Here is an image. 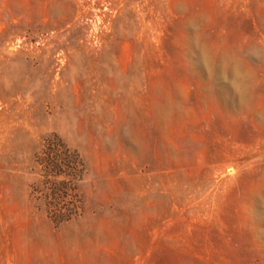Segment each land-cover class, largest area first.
<instances>
[{"label": "rangeland", "instance_id": "374dc122", "mask_svg": "<svg viewBox=\"0 0 264 264\" xmlns=\"http://www.w3.org/2000/svg\"><path fill=\"white\" fill-rule=\"evenodd\" d=\"M0 264H264V0H0Z\"/></svg>", "mask_w": 264, "mask_h": 264}, {"label": "trees", "instance_id": "16d2710c", "mask_svg": "<svg viewBox=\"0 0 264 264\" xmlns=\"http://www.w3.org/2000/svg\"><path fill=\"white\" fill-rule=\"evenodd\" d=\"M40 168V182L33 185L45 203L47 214L62 222L81 211V199L77 193L76 181L85 172V163L80 152L71 147L58 133L52 132L43 138L35 153Z\"/></svg>", "mask_w": 264, "mask_h": 264}]
</instances>
